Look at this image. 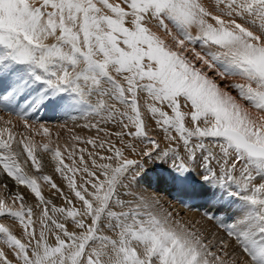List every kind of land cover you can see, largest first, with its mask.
Listing matches in <instances>:
<instances>
[{"label":"snow or ice","instance_id":"6c2138e0","mask_svg":"<svg viewBox=\"0 0 264 264\" xmlns=\"http://www.w3.org/2000/svg\"><path fill=\"white\" fill-rule=\"evenodd\" d=\"M226 77L240 78L227 87L255 114L221 87L217 78ZM93 93L95 104L87 99ZM141 93L166 147L149 136ZM22 98L26 107L17 114L48 142H18L37 172V151L51 153L81 207L67 197V207L45 199L40 180L63 192L51 176L25 172L13 150L12 121H5L0 171L26 186L42 210L37 231L22 193L14 194L12 205L0 198V220L18 221L23 237L0 222V240L15 257L0 248V264H264V0H0V103L18 108ZM48 106L65 112L86 106L107 120L119 118L121 131L114 135L122 147L80 136L72 139L104 151L54 146L50 128L27 121ZM125 136L147 142L138 158L125 155L126 149L137 152ZM149 163L168 165L166 179L176 190L230 209V223L206 215L235 240L240 257L226 251L223 240L219 254L212 251L203 233L170 212H153L143 196L128 206L133 202L121 198L123 190L142 178L139 170L146 173ZM55 213L74 222L75 230ZM102 224L116 238L101 234Z\"/></svg>","mask_w":264,"mask_h":264},{"label":"rangeland","instance_id":"374dc122","mask_svg":"<svg viewBox=\"0 0 264 264\" xmlns=\"http://www.w3.org/2000/svg\"><path fill=\"white\" fill-rule=\"evenodd\" d=\"M207 3L208 0H205ZM214 75L213 73H210ZM218 83L221 87H224L226 91L231 92L233 96H236L240 100L238 93L235 89L227 87L231 82H240L239 77H226L223 80L217 78ZM97 94L93 93L87 97L90 103L95 104L97 101ZM148 99L146 93H141V104L142 113L147 123V130L150 137H153L160 142L161 147H166L169 141L164 139L165 133L160 129L158 125L155 124L154 118L151 114L147 112V109L143 107L144 101ZM244 103L250 110L255 114V109H252L250 105H247L245 101L240 100ZM26 104L24 99L19 100V106L17 108L16 102L10 107H5L0 103V127L5 126V121L11 120L12 124L8 125L12 129V132L16 136V140L13 142V150L19 153L20 163L23 165L24 170L29 175H48L52 177V180L58 185L59 189L62 190L63 195L57 189H53L50 184L40 180L42 193L46 200H51L52 204L57 207H67L65 197L72 200L74 205L79 208L81 207V202L75 198L74 193L68 187V182L62 177V175L55 170L56 162L52 160L51 153L44 152L42 149L37 151V156L42 161V169L37 172L26 153L24 152L23 146L18 142L21 137H31L36 144H42L48 142V137H45L42 132L40 134L34 133L30 128L25 127L24 120L17 114L18 111L24 109ZM16 108V111L13 109ZM170 111V110H169ZM106 113L101 115H95L91 113L86 106H76L73 110L65 112L58 108H53L48 106L45 109L40 110L36 113H29L27 116L28 124L33 128H38L40 124H44L51 130V140L53 145L59 144L61 146L67 144L71 147L73 144H77V153L79 148H87L88 151H104L102 149H93L91 145H87L83 142H77L72 139L73 136H80L84 139L88 137H93L104 140H111L116 144L117 147H122L120 140L114 135L115 132L121 131V125L119 123V118L116 120H107L105 118ZM188 125H191L190 120L187 121ZM99 124V127L105 129L107 133H113V135H106L105 131H98L96 127L91 125ZM85 125H89L85 127ZM58 134V135H57ZM172 135H178L174 131L171 132ZM125 142L131 141L137 147V152L133 153L130 150H125V155L130 158H138V152L141 148L145 147L147 142L141 141L140 139H134L129 136L124 137ZM27 142V140H25ZM206 143H209L206 141ZM219 153V149H213ZM104 154H108L104 152ZM181 155H183V150L181 149ZM199 156V154H198ZM85 159L87 160V154L85 153ZM78 160V156H77ZM27 161V162H26ZM65 162L71 164L72 161L67 159L65 154ZM171 162L169 161V164ZM190 166L195 167L189 162ZM2 167V166H0ZM148 171L145 173L143 169L139 170L142 178L138 180H132L131 185L123 190L122 199L132 201L133 203L128 205L129 207L134 206L135 203H139V197L143 196L150 203L153 204L151 210L156 213H171L173 220H179L181 223L188 225L193 228V230H199L203 233L205 237V242L212 243V251H216L219 254L221 248L220 241H225L229 246L226 251L232 253L235 250L237 257L241 256L239 249L236 247L235 240L227 236V232L224 227L215 219H209L206 213L213 215L214 217H219L224 220L225 223H230L226 219L230 212V209L225 206L220 210H217L218 206L207 203L203 198L198 196L190 195L187 193L180 192L176 190L166 179V168L168 165L154 166L151 163L147 165ZM195 175L199 178L202 175V169L199 167L195 168ZM131 179V177H130ZM77 182L82 183L77 176ZM257 183L259 181H256ZM126 184L128 181L125 182ZM22 193L25 197V203L33 207L34 219H36V228L39 231V217L41 214L42 206H38L39 202L35 198L34 194L24 185H18L11 177H8L6 173L0 171V198H3L5 202L9 205L13 204L14 194ZM19 202H16L14 206L18 207ZM51 208V205H49ZM114 210H122L116 208ZM126 210V209H123ZM57 219L65 222L68 226L69 231L75 230V224L71 220H65V218L59 214H54ZM0 222L8 223L12 227L14 234L18 237H22V226L19 225L18 221L11 218H5L0 220ZM101 234L111 236L116 238V231L114 229L108 228L105 225H101ZM49 243H54V235L51 233L48 235ZM99 242H91L92 247L98 246ZM0 248H3L8 254L9 259L15 260L14 253L0 240Z\"/></svg>","mask_w":264,"mask_h":264}]
</instances>
